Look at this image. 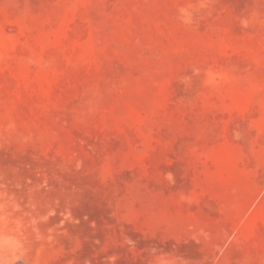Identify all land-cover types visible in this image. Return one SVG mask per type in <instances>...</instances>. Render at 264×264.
Segmentation results:
<instances>
[{"label": "rangeland", "instance_id": "obj_1", "mask_svg": "<svg viewBox=\"0 0 264 264\" xmlns=\"http://www.w3.org/2000/svg\"><path fill=\"white\" fill-rule=\"evenodd\" d=\"M0 264H264V0H0Z\"/></svg>", "mask_w": 264, "mask_h": 264}]
</instances>
